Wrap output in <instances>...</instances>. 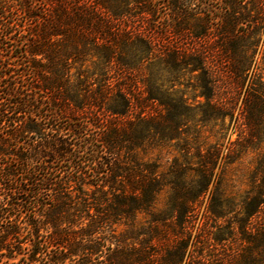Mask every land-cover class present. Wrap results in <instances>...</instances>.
Listing matches in <instances>:
<instances>
[{
    "label": "trees",
    "instance_id": "16d2710c",
    "mask_svg": "<svg viewBox=\"0 0 264 264\" xmlns=\"http://www.w3.org/2000/svg\"><path fill=\"white\" fill-rule=\"evenodd\" d=\"M258 55L264 0H0V263L264 264Z\"/></svg>",
    "mask_w": 264,
    "mask_h": 264
},
{
    "label": "rangeland",
    "instance_id": "374dc122",
    "mask_svg": "<svg viewBox=\"0 0 264 264\" xmlns=\"http://www.w3.org/2000/svg\"><path fill=\"white\" fill-rule=\"evenodd\" d=\"M157 21H159L157 19ZM258 64H259V69L261 70L262 74V80L264 82V60H262L261 55L257 56ZM23 62V61H22ZM24 63V62H23ZM187 82V80H185ZM157 111V109L155 108ZM204 136H210L209 133H204ZM228 137H230L231 141L236 138V134L233 133L230 136V133L228 134ZM227 137V138H228ZM209 143H214V138L210 136L208 138ZM225 140L223 141V144H225ZM264 147V145H263ZM175 154V152L172 150V148H167V149H162V150H154L149 153V157L152 158H158V161L162 165L163 168L166 167L167 163L170 162L172 156ZM254 156L255 154H248L244 157H242L239 161L235 162L234 164L228 166L226 168V174L228 177L232 178L234 180L233 185H234V190H239L240 193L246 189V174L249 173V171L253 168L254 166ZM206 199L203 200V203L201 207L199 208L198 211V217L196 221V226L193 229L190 237V242H189V247H188V252H191L195 250V255H198L200 253H203V255H208V254H213V255H223L227 254L228 251L223 249V246L221 245H213V242L207 238L206 234L208 233L210 223L203 224V227H200L199 224H202L204 220V205H205ZM200 243V244H198ZM237 243V242H236ZM230 251L234 250L237 252L240 247L236 249V246L233 245L232 247L230 246ZM210 249V252H209ZM226 249V248H225ZM1 260V259H0ZM2 264V263H0ZM4 264V263H3Z\"/></svg>",
    "mask_w": 264,
    "mask_h": 264
}]
</instances>
